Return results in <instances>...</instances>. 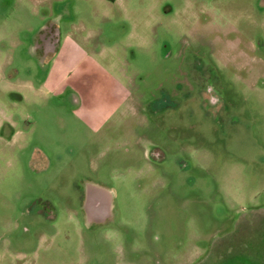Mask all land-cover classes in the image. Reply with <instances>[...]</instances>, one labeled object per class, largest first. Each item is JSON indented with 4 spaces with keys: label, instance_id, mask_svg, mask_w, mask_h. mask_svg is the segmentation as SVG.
I'll return each instance as SVG.
<instances>
[{
    "label": "rangeland",
    "instance_id": "1",
    "mask_svg": "<svg viewBox=\"0 0 264 264\" xmlns=\"http://www.w3.org/2000/svg\"><path fill=\"white\" fill-rule=\"evenodd\" d=\"M262 224L264 0H0V264H247Z\"/></svg>",
    "mask_w": 264,
    "mask_h": 264
},
{
    "label": "flooded vegetation",
    "instance_id": "2",
    "mask_svg": "<svg viewBox=\"0 0 264 264\" xmlns=\"http://www.w3.org/2000/svg\"><path fill=\"white\" fill-rule=\"evenodd\" d=\"M61 30L59 28V21L55 20L41 29V39L36 45L37 50L42 49V60L46 59L58 51L61 44ZM111 199L112 196L104 189L91 185L85 187V212L87 221L89 223L107 221L111 214Z\"/></svg>",
    "mask_w": 264,
    "mask_h": 264
},
{
    "label": "crops",
    "instance_id": "3",
    "mask_svg": "<svg viewBox=\"0 0 264 264\" xmlns=\"http://www.w3.org/2000/svg\"><path fill=\"white\" fill-rule=\"evenodd\" d=\"M100 188H102L101 186H100ZM102 189H104L105 190V188H102ZM110 191V190H109ZM83 209L84 210H86V208H85V203L83 204ZM251 217V218H250ZM260 216H255V213H253V212H250L249 214H247V220H249L250 222H248V225H250V227H252V228H254V222L257 220V218H259ZM252 221V222H251ZM253 223V224H252ZM252 224V225H251ZM262 225H264V224H262ZM261 225V226H262ZM260 226V227H261ZM259 233H260V231H259ZM261 236H259V237H261L262 238V240H263V243H264V227L262 228L261 227ZM248 240H250L249 238H248ZM261 240V241H262ZM246 245V247L248 248L249 247V243H246L245 244ZM245 245H242V247L244 246L245 247ZM255 245L257 246V243H255ZM254 245V246H255ZM252 247V246H251ZM247 250V251H246ZM240 254V255H239ZM237 256L236 257H238V258H243V259H245V262H248L249 264H264V245L260 248V249H258L257 251H248V249H240L239 251H238V254H236ZM220 261H222V260H220ZM219 262V261H218ZM247 263V264H248Z\"/></svg>",
    "mask_w": 264,
    "mask_h": 264
},
{
    "label": "water",
    "instance_id": "4",
    "mask_svg": "<svg viewBox=\"0 0 264 264\" xmlns=\"http://www.w3.org/2000/svg\"><path fill=\"white\" fill-rule=\"evenodd\" d=\"M91 186H96V187L100 188V186H99V185H94V184H93V185H91ZM101 189H102V188H101ZM110 191H111V190H110ZM111 192H112V191H111ZM111 192H110V193H111Z\"/></svg>",
    "mask_w": 264,
    "mask_h": 264
}]
</instances>
